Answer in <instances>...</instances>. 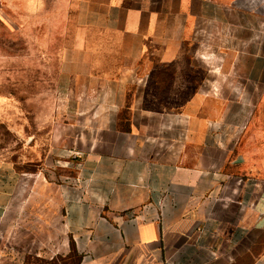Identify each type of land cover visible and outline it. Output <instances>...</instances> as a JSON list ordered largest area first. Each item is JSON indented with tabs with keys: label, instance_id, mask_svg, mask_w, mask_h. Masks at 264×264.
Segmentation results:
<instances>
[{
	"label": "crops",
	"instance_id": "0c3cea01",
	"mask_svg": "<svg viewBox=\"0 0 264 264\" xmlns=\"http://www.w3.org/2000/svg\"><path fill=\"white\" fill-rule=\"evenodd\" d=\"M62 4L76 27L55 113L86 135L74 160L56 132L38 169L7 168L0 220L53 190L81 264H264V178L240 149L264 0H0V22Z\"/></svg>",
	"mask_w": 264,
	"mask_h": 264
},
{
	"label": "rangeland",
	"instance_id": "374dc122",
	"mask_svg": "<svg viewBox=\"0 0 264 264\" xmlns=\"http://www.w3.org/2000/svg\"><path fill=\"white\" fill-rule=\"evenodd\" d=\"M75 27L66 4L35 16L15 15L9 25L0 22V180L4 187H14L7 168L22 173L46 161L56 132L72 144L62 155L64 159L74 160V153L80 152L73 140L86 132L72 128L77 116L55 113L57 103L62 102L58 99L65 71L62 59L73 42ZM203 36L205 42H212L211 32L204 31ZM254 105L240 149L248 169L264 178V93ZM48 179L58 182L54 174H48ZM18 183L23 186L22 177ZM19 194L21 200L22 189ZM33 196V203L22 205L20 201V224L0 220V264H81L57 193L52 190L47 199ZM24 223L30 226L29 234Z\"/></svg>",
	"mask_w": 264,
	"mask_h": 264
}]
</instances>
